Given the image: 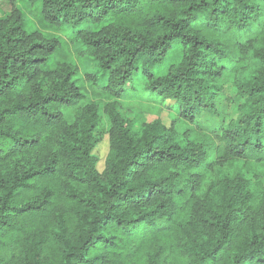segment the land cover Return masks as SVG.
Masks as SVG:
<instances>
[{"label":"trees","instance_id":"16d2710c","mask_svg":"<svg viewBox=\"0 0 264 264\" xmlns=\"http://www.w3.org/2000/svg\"><path fill=\"white\" fill-rule=\"evenodd\" d=\"M9 1L0 264H264V0H25L94 60L89 86L44 68L63 36Z\"/></svg>","mask_w":264,"mask_h":264},{"label":"rangeland","instance_id":"374dc122","mask_svg":"<svg viewBox=\"0 0 264 264\" xmlns=\"http://www.w3.org/2000/svg\"><path fill=\"white\" fill-rule=\"evenodd\" d=\"M1 7H0V17H3L7 13L10 12L11 4L9 0H1ZM21 6L24 8L25 15H26V21L24 23V28L27 31H42L45 35L53 37V36H63L65 42L63 43V46L61 49H59L50 59V62L48 65L44 66L45 69H51L55 67L60 62H72L79 65L82 75L84 76V83L86 86H89V80H87L86 74H93L95 71H97L96 63L94 60L88 56H82L79 54L80 44L71 43L66 37L65 33L56 27L50 26L45 22L43 19L41 13L36 9V7H30L28 6L27 2L25 0L21 1ZM142 87H139V90ZM233 88L230 85V88L227 89V91L231 92L233 94ZM141 91V90H140ZM240 100L237 101L234 108L238 105ZM127 106H129V109L127 111L129 118L131 119H138V121H154L155 119L161 118L164 122H166L168 125L171 123V117H169L170 111L167 108H158L155 107L151 108L148 104L144 106L143 103L134 102L132 99H126L124 102ZM142 105V106H141ZM232 116L234 117L237 115L236 110H231ZM208 122L207 120H204V123ZM135 130L137 132L140 131L141 123L136 122L134 125ZM209 129V127H208ZM108 151V140L107 136L105 139L100 143V145L95 150V153L99 156L100 162L99 167L100 169L103 168L104 164V157Z\"/></svg>","mask_w":264,"mask_h":264}]
</instances>
